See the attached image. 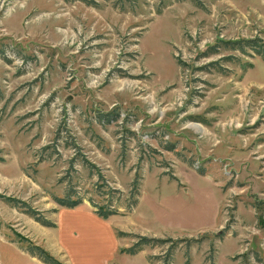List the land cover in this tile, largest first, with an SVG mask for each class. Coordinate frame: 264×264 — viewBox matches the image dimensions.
Segmentation results:
<instances>
[{"label": "rangeland", "instance_id": "1", "mask_svg": "<svg viewBox=\"0 0 264 264\" xmlns=\"http://www.w3.org/2000/svg\"><path fill=\"white\" fill-rule=\"evenodd\" d=\"M93 1L0 0V194L54 224L0 197V255L118 264L138 234L172 240L126 263L264 264V58L218 46L264 39L263 1ZM71 162L95 202L97 169L122 191L119 214L55 201Z\"/></svg>", "mask_w": 264, "mask_h": 264}, {"label": "trees", "instance_id": "2", "mask_svg": "<svg viewBox=\"0 0 264 264\" xmlns=\"http://www.w3.org/2000/svg\"><path fill=\"white\" fill-rule=\"evenodd\" d=\"M86 1L90 2L93 0H86ZM222 45H224V47H228V48L233 49V50H240L242 52H245L247 49H251L255 53L261 55L264 58V39L261 37L242 39L240 41H227V42L222 41L220 43V45H218V46H222ZM218 46H213L212 48H210V50H211L210 53L211 52L212 53L217 52V50L219 48ZM230 57H232V56H226L225 59H230ZM111 115H113V116H110L109 114H104L103 118H108V120H110V119L115 120L118 118V114L115 115V114L111 113ZM76 147L78 148V146H76ZM163 148H165L166 150H169V151H176V149H177L175 144H165L163 146ZM78 149H80V148H78ZM184 161L188 162L190 165L192 164V161H190L189 159L187 160L186 158H184ZM82 162L84 163V165L86 167L96 168V165L94 163H92L86 156H83ZM72 171H75V166H74L73 162H71V165H70L65 177L61 178L62 181H66V183L68 184L66 194L63 196H55V201L59 205H61L63 207H67V208H74V207H77L78 205L82 204L87 199L90 201L92 206L95 208L96 214L101 218L107 219L112 215H116V214L120 213L119 207L113 205V201H114L116 195L118 193L121 194L122 191H120V189H118V188L110 186L105 175L101 172L100 169H97L98 181L101 180L103 182H102V184L97 183L96 190L98 191L99 194L107 196V198H106L107 202L102 203V204L95 202V200H93L90 197H87L85 194V191L82 192V189L78 187V184L73 183V178H72V176H70ZM199 172L203 174L205 172V170L201 169V170H199ZM137 181L138 180H136L134 182V187H136L135 191L131 192V196H133V197H134V195H136L138 193L137 192V183H138ZM105 187H107V188L104 189ZM0 197L5 199L9 203L13 204L15 207H21L26 213L31 215L33 218H35L41 224L46 225V226H54L53 222H51L49 219H47L42 214L41 211H39L38 209H36L33 206H31L30 204H28L26 201L21 200V199L16 198V197H12V196H5L2 194H0ZM138 201L139 200L134 197V199H131L129 201L128 205L126 206V209L131 210L135 205L138 204ZM135 236H137L138 239L133 243V245L128 247V248L123 247L121 249V252L133 255V254H136L139 251H141L145 245L161 244V243L172 240L171 238H157V237H149L146 235H138V234H136ZM25 247H26L25 248L26 251H28L31 255L38 257L39 259H41L46 264H66L65 262H63L62 260L57 258L55 255H53L45 247H43L42 245L36 244L33 241L32 242L29 241L27 246H25ZM164 264H168V262H165Z\"/></svg>", "mask_w": 264, "mask_h": 264}, {"label": "crops", "instance_id": "3", "mask_svg": "<svg viewBox=\"0 0 264 264\" xmlns=\"http://www.w3.org/2000/svg\"><path fill=\"white\" fill-rule=\"evenodd\" d=\"M262 1L264 3V0H262ZM97 217H99V216H97ZM99 218L101 219V217H99ZM102 219H104V218H102ZM121 247L122 246H120V248ZM18 250L17 251L14 250L15 252H13V254H12L13 256H11V257H7L5 255H0V264H6V263L12 264L11 260H13V261L15 260L17 262V264H46L41 259H39L36 256L31 255L30 253H24V251H21V250L18 251ZM126 256L135 257V256H137V254L136 255L120 254V257H119L120 263H118V264H132V263H128V261H127V263L125 262ZM114 264H117V263H114Z\"/></svg>", "mask_w": 264, "mask_h": 264}]
</instances>
